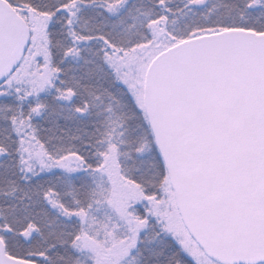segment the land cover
<instances>
[{
  "label": "snow or ice",
  "instance_id": "snow-or-ice-1",
  "mask_svg": "<svg viewBox=\"0 0 264 264\" xmlns=\"http://www.w3.org/2000/svg\"><path fill=\"white\" fill-rule=\"evenodd\" d=\"M0 264H264V0H0Z\"/></svg>",
  "mask_w": 264,
  "mask_h": 264
}]
</instances>
